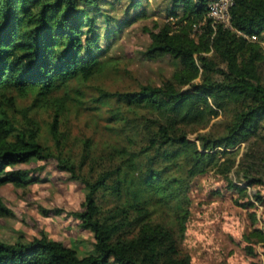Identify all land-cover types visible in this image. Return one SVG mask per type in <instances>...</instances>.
Masks as SVG:
<instances>
[{
  "label": "trees",
  "instance_id": "16d2710c",
  "mask_svg": "<svg viewBox=\"0 0 264 264\" xmlns=\"http://www.w3.org/2000/svg\"><path fill=\"white\" fill-rule=\"evenodd\" d=\"M211 1L0 0V188L44 182L33 173L44 164L28 166L54 162L83 186L80 210L71 215L93 238L82 258L42 232L27 242L0 239V264H192L182 247L189 187L207 174L245 199L237 205L257 223L252 209L263 199L248 189L264 187V0H234V31L213 28ZM156 15L167 23L152 22L154 30L140 24ZM138 22L149 38L141 55L167 60L172 71L159 86L101 90L88 109L112 102L104 139L83 140L76 159L65 152L61 131L72 111L85 110L83 99L71 97L84 96L74 86L116 69L110 53ZM200 23L202 33L191 38ZM18 101L29 106L19 110ZM43 122L51 146L41 141ZM13 217L0 197V218ZM243 239L247 255L256 244L264 253V230L253 226Z\"/></svg>",
  "mask_w": 264,
  "mask_h": 264
},
{
  "label": "rangeland",
  "instance_id": "374dc122",
  "mask_svg": "<svg viewBox=\"0 0 264 264\" xmlns=\"http://www.w3.org/2000/svg\"><path fill=\"white\" fill-rule=\"evenodd\" d=\"M167 17L156 15L140 24L147 30H154V24L167 23ZM139 22L126 29L116 47L110 55L116 58L117 68L98 79L81 86H74L84 96L80 98L74 92L72 98L83 99L85 102L78 113L72 111L69 120L62 126L65 129L63 144L65 152L76 159L82 153V143L85 139H92L94 143L103 138L101 124L107 116V107L95 108L92 99L101 90L108 91H137L140 86L153 84L159 86L168 72L172 71L170 62H148L141 52L149 43L148 35L141 30ZM29 106V101H18L17 109ZM38 120H46V114L40 113ZM97 122L98 126L95 125ZM42 124L41 141L51 146L47 127ZM191 140L194 136L189 137ZM45 166L43 172L33 173L44 182H38L25 191L16 190L12 186L0 188V197L11 210L13 218H0V239L8 242L31 241L42 232L50 240L63 243L77 253L79 258L87 256L93 251V238L88 231L78 227V221L71 215L80 210L85 191L81 184L70 181L67 174L55 170V163L32 164ZM27 168V167H22ZM231 179L239 186L235 176ZM258 192L263 202L252 209L257 215V223L251 224L247 217V210L238 206L244 203L233 190L226 188V183L214 174L198 176L193 179L189 187L190 216L186 224V231L182 243L183 250L190 256L192 264H251L264 263V253L261 245H254V255L245 252L246 243L243 237L253 226L264 230V187L248 189L251 196ZM52 211L60 209L62 213L45 215L41 209ZM22 238V239H21Z\"/></svg>",
  "mask_w": 264,
  "mask_h": 264
},
{
  "label": "built area",
  "instance_id": "2783aa9c",
  "mask_svg": "<svg viewBox=\"0 0 264 264\" xmlns=\"http://www.w3.org/2000/svg\"><path fill=\"white\" fill-rule=\"evenodd\" d=\"M234 5V0H213L208 6V18L211 20L213 28L220 26L224 30L234 31L231 26L230 10ZM172 21V20H170ZM202 33V23L193 26L191 38H194ZM238 36L243 37L248 41H254L255 37L246 36L240 32H236Z\"/></svg>",
  "mask_w": 264,
  "mask_h": 264
}]
</instances>
